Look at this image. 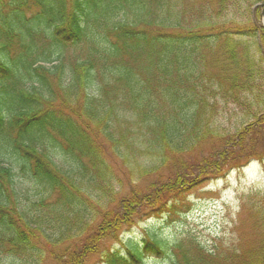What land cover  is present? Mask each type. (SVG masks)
I'll return each instance as SVG.
<instances>
[{
  "label": "trees",
  "instance_id": "1",
  "mask_svg": "<svg viewBox=\"0 0 264 264\" xmlns=\"http://www.w3.org/2000/svg\"><path fill=\"white\" fill-rule=\"evenodd\" d=\"M263 1L0 0V252L80 264L136 217L171 210L186 186L263 158ZM68 49L79 54L63 81ZM54 141L64 168L47 153ZM135 145L147 164L131 165ZM16 167L46 197L22 196ZM260 225L257 245L229 255L187 236L173 264H264ZM132 247L120 264L164 242Z\"/></svg>",
  "mask_w": 264,
  "mask_h": 264
},
{
  "label": "rangeland",
  "instance_id": "2",
  "mask_svg": "<svg viewBox=\"0 0 264 264\" xmlns=\"http://www.w3.org/2000/svg\"><path fill=\"white\" fill-rule=\"evenodd\" d=\"M78 54H73L70 49L67 50L64 60L66 66L62 73L63 81L70 78L68 61L74 62ZM109 90L108 93L100 95L103 99H107V105L110 102L118 101L114 100L117 96L111 91V88ZM56 101L62 106H66L69 104L66 102H71V95H61ZM47 146L49 147L47 149L49 157L61 168L66 167L67 163L61 157V150L58 149L55 141L52 145ZM134 148V153L130 154L131 165L147 164L145 156L142 155L143 148L138 145H135ZM0 159L6 161L7 157L5 154H0ZM111 171L113 175H116L120 170L113 167ZM124 171L127 174V169ZM14 174V185L22 196H28L32 200H36L40 196L46 197V191L29 181L17 167ZM127 181L130 184V181ZM132 181L136 183V178H133ZM186 187L183 195L171 204V210L153 215L144 213L136 217L131 226L123 227L119 231L117 238L102 239L95 246L94 252L86 255L80 264L119 263L121 257L129 258L128 248H133L132 246L137 243L141 244L148 237L161 239L164 242L163 251L161 253H144L141 260L138 263L133 262V264H173L174 245L187 236H193L205 248L216 249L225 255H229L233 249L237 253L240 248L247 247L248 243L253 246L259 243L260 223L264 221V212L259 218L255 214L254 208L262 206L264 209V157L254 158L238 168L225 171L222 175L210 176L209 179H205L197 185ZM113 189H118L115 183H113ZM126 192L127 190L122 194ZM93 194L90 200L95 205H102L100 202L97 203ZM54 199L53 196L48 202H52ZM47 232L57 235L58 228L54 227ZM72 246L73 242H66L55 245L52 250L61 254L62 250L64 252L65 248ZM11 258L8 254L0 252V264H25L24 259H17L15 262ZM43 264L55 263L49 255H46Z\"/></svg>",
  "mask_w": 264,
  "mask_h": 264
},
{
  "label": "water",
  "instance_id": "3",
  "mask_svg": "<svg viewBox=\"0 0 264 264\" xmlns=\"http://www.w3.org/2000/svg\"><path fill=\"white\" fill-rule=\"evenodd\" d=\"M262 7H263V9H262V21H263V27H264V2L262 4Z\"/></svg>",
  "mask_w": 264,
  "mask_h": 264
}]
</instances>
